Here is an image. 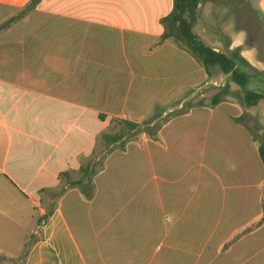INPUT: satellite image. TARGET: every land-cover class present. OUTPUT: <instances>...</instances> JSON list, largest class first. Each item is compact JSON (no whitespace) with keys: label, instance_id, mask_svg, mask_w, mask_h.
Segmentation results:
<instances>
[{"label":"crops","instance_id":"crops-1","mask_svg":"<svg viewBox=\"0 0 264 264\" xmlns=\"http://www.w3.org/2000/svg\"><path fill=\"white\" fill-rule=\"evenodd\" d=\"M29 1L0 0V7L7 12L24 10ZM224 4H199L194 33L210 45L230 42V48L241 47L248 64L264 72V0H240L242 25L231 33L216 25ZM172 9L173 0H41L16 20L0 17V264H89L64 211V205L74 204L78 221L91 220L87 198L80 193L79 201L68 200L73 189L55 205L42 198L65 184L61 173L77 179L81 164L89 159L99 167L93 179L97 196L107 191L111 196L104 198L114 204L99 220H135L139 208L134 217L131 208L140 204L147 211L154 179L147 131H130L108 149L100 138L114 118L141 123L142 115L132 117L137 104L166 100L175 86L177 92L191 85L196 91L211 86L212 78H207L216 67L205 69L171 38L162 39L160 20ZM35 15L42 20H30ZM168 55L178 60L177 71L162 66L161 58ZM167 80L172 85L164 90ZM183 103L184 99L178 107ZM202 109L212 113L211 108ZM174 120L161 126V140L174 132L169 130ZM149 121L152 126L157 119ZM204 134L208 139V131ZM246 138L238 149L258 152L255 139ZM248 168L245 164L238 175L229 177L232 202L238 205L243 199L246 212L253 190L264 192V168L260 166L259 177L252 178ZM137 172H142V182ZM173 179L161 177L160 209L151 221L158 228L161 249L171 247L169 251L177 254L197 228L185 213L193 198L190 184ZM263 215L259 210L253 222ZM263 227L264 223L251 234ZM151 252L146 248L143 264H149Z\"/></svg>","mask_w":264,"mask_h":264},{"label":"rangeland","instance_id":"rangeland-1","mask_svg":"<svg viewBox=\"0 0 264 264\" xmlns=\"http://www.w3.org/2000/svg\"><path fill=\"white\" fill-rule=\"evenodd\" d=\"M217 1L225 3L226 7L219 8L217 14L219 20L216 25L224 27L227 33H231L242 25L238 9L240 0ZM23 13V9L7 12L4 7H0V17L6 21L16 20L23 16ZM31 19L42 20V17L35 15L33 18L30 17ZM171 39L178 48L191 54L181 41ZM194 58L202 65L199 58ZM161 64L165 71L169 69L177 71V67L179 68L178 60L170 55L168 58H161ZM213 67H216V73L207 79L212 78L218 82L222 79L221 81L225 83L223 87L211 85L204 90L196 91L195 86L191 85L180 88L177 92L175 86L166 100L136 106V116L132 115V117L134 119L140 118L141 115L143 117L141 126L133 134H140L146 130L147 137L152 141L153 150V200L151 204H147V211L145 207L142 211L140 204L131 208L133 217L135 210L139 208L135 220L126 218L121 221L99 220L102 215L107 216L112 212L114 204L111 203V199L104 198L107 191L100 197L97 196L94 182L90 187V193L83 194V199L87 198L85 201L89 203L87 211L90 213L89 217H92L91 220L78 221L75 205L69 203L64 205L66 217L78 234L89 264H134L138 259H140L139 264H143L146 248L152 250L147 260L149 264H174V259L185 264H264V227L251 234L264 223V215L263 219L261 217L254 222L252 219L259 210L264 212L262 209L264 192L262 195L260 190H253L249 196L248 212H246L243 199L241 202L239 199L238 205L232 202L233 193L229 184V177L238 175L245 164L249 166L248 173L251 178L259 177L260 166L263 169L257 150L250 148L241 151L238 148L241 143H246V137L254 138L256 144L260 143L264 133V101L261 100L256 106L247 108L243 101V91L239 86L230 81L229 76L222 73L217 66ZM169 79L174 80L173 77ZM170 80H167L164 90L172 85ZM223 88H226V94H223ZM217 94L221 95L218 101L214 102ZM182 99L184 103L178 107ZM143 106L146 108L141 109ZM203 107L211 108L212 113L202 109ZM186 115L188 117L185 120L178 121ZM176 118L177 120H174ZM154 119L157 121L152 126L143 125L145 120ZM169 120H174L173 125L169 127V130L173 129L174 132L161 140L160 128ZM207 131L208 139L204 134ZM158 143H161V147ZM120 145L123 146L124 143L121 142ZM162 154L167 161L163 160ZM101 159H104V156ZM162 163H165V166ZM96 169L98 170L99 167L97 166ZM141 176L142 172H137L138 182L143 181V178L140 179ZM161 177L169 178L171 181H174L175 177L183 183H189L190 192L193 193L185 213L192 221L195 220L193 225L197 229L190 232L182 247L184 250H180L177 254L169 251L171 247L161 249V241L155 235L158 228L151 221L153 214L155 216L156 211L160 209ZM109 182L112 183V180H108ZM70 189L73 191L66 198L79 201L82 191L78 186L62 185L44 194L45 196L42 197L44 203L49 198L52 200V205H55ZM58 192L61 193L56 195ZM81 212L85 219L84 205ZM247 222L248 225L243 226ZM148 256L147 254V258Z\"/></svg>","mask_w":264,"mask_h":264},{"label":"trees","instance_id":"trees-1","mask_svg":"<svg viewBox=\"0 0 264 264\" xmlns=\"http://www.w3.org/2000/svg\"><path fill=\"white\" fill-rule=\"evenodd\" d=\"M41 0H30L24 7V13L31 11L40 3ZM208 0H173V9L165 17L161 18L160 24L164 28L162 39L174 38L181 41L193 55L201 60L205 69L217 66L219 70L229 76V80L239 86L243 91V101L245 106H256L261 100L264 101V72L258 71L248 64L240 55L241 47L230 48V42H222L221 47L225 49L228 55L213 50L205 44L199 36L194 33L193 27L198 17V5ZM223 94H226V88H223ZM217 94L214 102L218 101ZM100 119L104 115L99 114ZM151 121L146 120L143 125L149 126ZM141 126L140 123L128 121L126 119L114 118L110 121L106 131L100 138V143L105 149L110 145L119 143L130 131H136ZM258 156L264 168V133L258 145ZM97 162L89 159L81 164L79 168V177L75 180L68 179V174L61 173L60 179L67 178L65 187L78 186L82 194L88 195L93 179L97 174ZM58 192L56 195H59ZM87 197V196H86ZM264 211V202L262 203ZM47 216L44 217L46 219Z\"/></svg>","mask_w":264,"mask_h":264},{"label":"water","instance_id":"water-1","mask_svg":"<svg viewBox=\"0 0 264 264\" xmlns=\"http://www.w3.org/2000/svg\"><path fill=\"white\" fill-rule=\"evenodd\" d=\"M205 44L208 45L209 47H211L213 50L220 51V52L228 55L227 51L225 49H223L221 46H218V45H210L207 42H205Z\"/></svg>","mask_w":264,"mask_h":264},{"label":"built area","instance_id":"built-area-1","mask_svg":"<svg viewBox=\"0 0 264 264\" xmlns=\"http://www.w3.org/2000/svg\"><path fill=\"white\" fill-rule=\"evenodd\" d=\"M209 84L213 86H220V87H223L225 85L224 81L218 82L217 80H212L211 82H209Z\"/></svg>","mask_w":264,"mask_h":264}]
</instances>
